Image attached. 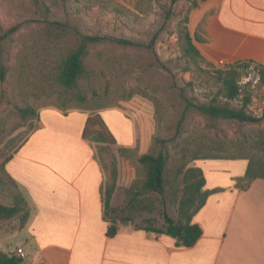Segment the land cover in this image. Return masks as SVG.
<instances>
[{"label":"rangeland","instance_id":"obj_1","mask_svg":"<svg viewBox=\"0 0 264 264\" xmlns=\"http://www.w3.org/2000/svg\"><path fill=\"white\" fill-rule=\"evenodd\" d=\"M193 1L0 0V35L18 25L17 30L0 42V66L5 69L4 78H0V203H12L2 173L4 159L27 140L36 125L38 129L45 126L43 119L51 115L56 124L53 128L58 131L54 136L56 140H44L43 144L36 138L30 140L22 152L30 160H41L46 148H52V152H68L71 142L77 149L69 138V130L74 132L79 121L75 116L82 117L84 112L89 113L95 107L102 108L100 115L118 144L90 145L102 165L103 191L107 189L112 193L110 205L115 211L108 215L130 219L118 220V229L162 227L163 210L177 219L183 194V173L197 160L206 156L231 158L252 152L259 154L250 144L255 132L264 131V78H259L260 67L256 62H246L248 66L241 69L240 83L251 95L248 110L262 117L258 124L212 120L195 109L186 108L187 99L198 103L214 97L219 88L216 70L231 64L218 63L217 50L211 53L213 57L209 61L203 56L185 54L183 28ZM195 20L198 14L193 15L192 22ZM51 21L60 25L53 24L55 28H51ZM194 26L196 22L192 23V31ZM53 34L59 36V46L63 48L74 47L80 34L103 37L88 45L84 58L87 75L80 82L87 100L79 108L71 103V108L67 109L66 114L76 119L70 120V126H65L66 121L54 115H65L57 108L59 102L40 91L44 84L39 80L36 66L47 61V54L52 58L56 55ZM118 39L132 40L136 44H123ZM194 44L201 55L213 49L200 41ZM24 99L35 104L39 113L43 112L42 119L27 120L14 128L21 124L16 106ZM232 103L239 105L240 100ZM110 118L119 123L120 131L112 127ZM160 151L169 156L164 197L153 192L143 193L136 197L137 205L132 209L129 199L144 178L138 157L146 152L156 154ZM194 156L199 158L193 160ZM217 159L223 161L221 165L234 160L238 167L245 162L243 158ZM113 169H116V179L111 186ZM19 188L31 215L23 228H20L18 217L0 221V251L15 255L17 247H22L20 264H45L28 228L36 212L35 201L27 185L19 183Z\"/></svg>","mask_w":264,"mask_h":264},{"label":"crops","instance_id":"obj_2","mask_svg":"<svg viewBox=\"0 0 264 264\" xmlns=\"http://www.w3.org/2000/svg\"><path fill=\"white\" fill-rule=\"evenodd\" d=\"M194 14L198 20L192 22ZM186 25L192 36L213 47L202 53L205 60L217 50L218 63L250 60L264 65V0H197ZM84 114L75 116L79 121L74 132L69 130L77 149L72 142L71 150L64 153L46 148L38 161L22 154L33 138L40 144L56 140L51 115L6 164L35 201L28 228L45 264H264V180L257 178L246 189L237 185L246 159V165L239 167L234 160L226 165L219 159L195 162L205 178L203 190L211 192L193 216L202 233L192 246H176L174 238L143 228H122L107 236L100 196L104 175L90 145L81 138ZM42 115L40 111L41 119ZM54 115L66 121L65 126L76 120L70 114ZM110 121L120 131L119 123Z\"/></svg>","mask_w":264,"mask_h":264},{"label":"trees","instance_id":"obj_3","mask_svg":"<svg viewBox=\"0 0 264 264\" xmlns=\"http://www.w3.org/2000/svg\"><path fill=\"white\" fill-rule=\"evenodd\" d=\"M170 1L171 3H175L178 0ZM196 1L197 0L193 1V6L196 5ZM50 24H52L51 28H55L53 24L60 25V23H57V21H51ZM17 28L18 25L9 27L5 31L4 35H0V42L4 36L12 34L15 30H17ZM52 37V43L56 45V49L53 52L56 55L52 58L51 54H47V61L43 60L40 67L38 65L36 66L37 72L39 73V80L44 84V86L40 88V91L41 93L49 94L47 95L48 97H52L57 100L59 102V106H57V108L63 110V113L66 114L69 111L67 109L71 108L69 107L72 105L71 103H75L76 107L79 108V106L87 100V97L81 90L80 86L81 80L87 75L84 58L88 54V45L100 41L103 37L80 34L78 35L76 45L72 48L60 47L58 42L59 38H57L59 36L53 34ZM183 37L185 40V54L202 58L201 53L198 51L193 42V40L199 41L200 38L196 34L192 36L186 24L183 28ZM118 40L123 44H136L132 40ZM47 51L49 52V49H47ZM246 62V60L236 61L231 63L227 68L217 69L216 78L219 83V88L216 95L207 102L194 103L187 99L186 108L195 109L200 114L205 115L212 120L229 119L246 124H258L262 117H258L248 110V106L251 102V95L247 91L243 90L240 83L241 69L248 66ZM25 64L26 63L24 61L23 66H25ZM256 65L260 67L258 69L259 78L263 79L264 65L259 63H256ZM4 75L5 69L0 66V78L3 79ZM31 94L34 95V93ZM236 99L240 100L239 105H234L232 103ZM101 110V107H95L91 109L89 113H86L87 116L82 128L81 138L89 145L90 143L116 145L118 142L100 115ZM78 111L84 112L83 110ZM16 113L21 124L16 125L14 128L22 126L27 120H39V108L28 99L22 100V103L19 106H16ZM182 118L178 122L179 125L181 124ZM37 129L38 126L36 125L32 129L31 133ZM28 137L29 136H27V138ZM250 144L251 147L255 148L259 154L252 152L249 155L231 158L206 156L204 159H246L247 166L244 175L243 177L237 179V185L241 189H246L253 180L257 178L264 180V131L259 130L255 132ZM20 146L17 147L13 153L7 156L1 165L3 176L7 181V188L10 190L12 203L9 205L0 203V221L18 217L20 228H23L26 225L30 215L29 207L25 202V198L19 188V184L6 169L7 162L18 151ZM90 147L93 150L91 145ZM93 158L101 167L102 165L99 158H97L95 154H93ZM168 158V153H164L163 151H160L156 154L152 152H146L138 157V162L144 171V178L140 181L138 188L133 191V194L129 199V206L132 209H134L137 205L135 203L136 197L143 193L153 192L163 199L167 184L166 164L168 162ZM198 158L199 157L194 156L192 159L196 160ZM115 179L116 169H113V184L111 186L114 185ZM182 180L184 184L183 194L179 201L177 219H173L167 214L165 210H163L162 215L164 218V224L162 227L135 228H143L146 231H152L157 234H166L175 239L176 246L188 247L192 246L201 236L202 231L200 226L197 223H194L192 220L196 212L203 206L207 196L211 191L203 190L205 178L201 168L195 165L185 169ZM111 194V190L106 189V191H103L102 182L100 186L102 220L107 224L105 234L110 237L114 236L118 230V220L119 222L130 220L128 217L117 218L116 216L108 215L110 212L115 211V208L110 205ZM161 202L164 203V201ZM20 262V256L6 254L0 251V264H20Z\"/></svg>","mask_w":264,"mask_h":264},{"label":"built area","instance_id":"obj_4","mask_svg":"<svg viewBox=\"0 0 264 264\" xmlns=\"http://www.w3.org/2000/svg\"><path fill=\"white\" fill-rule=\"evenodd\" d=\"M22 252H23L22 248L18 247V248L16 249V251H15V255H16V256H21Z\"/></svg>","mask_w":264,"mask_h":264},{"label":"bare ground","instance_id":"obj_5","mask_svg":"<svg viewBox=\"0 0 264 264\" xmlns=\"http://www.w3.org/2000/svg\"><path fill=\"white\" fill-rule=\"evenodd\" d=\"M95 222V221H94ZM73 227V226H72Z\"/></svg>","mask_w":264,"mask_h":264}]
</instances>
